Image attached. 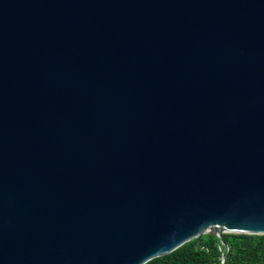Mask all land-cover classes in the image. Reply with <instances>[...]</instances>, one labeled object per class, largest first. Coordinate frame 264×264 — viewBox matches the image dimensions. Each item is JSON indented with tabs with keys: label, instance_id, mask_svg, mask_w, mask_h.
I'll return each mask as SVG.
<instances>
[{
	"label": "water",
	"instance_id": "water-1",
	"mask_svg": "<svg viewBox=\"0 0 264 264\" xmlns=\"http://www.w3.org/2000/svg\"><path fill=\"white\" fill-rule=\"evenodd\" d=\"M264 236V0H0V264H146Z\"/></svg>",
	"mask_w": 264,
	"mask_h": 264
},
{
	"label": "trees",
	"instance_id": "trees-1",
	"mask_svg": "<svg viewBox=\"0 0 264 264\" xmlns=\"http://www.w3.org/2000/svg\"><path fill=\"white\" fill-rule=\"evenodd\" d=\"M225 247L215 235H203L146 264H264V236L223 234Z\"/></svg>",
	"mask_w": 264,
	"mask_h": 264
}]
</instances>
